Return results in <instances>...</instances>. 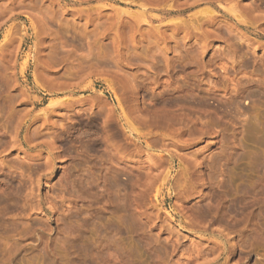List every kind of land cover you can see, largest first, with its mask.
<instances>
[{
	"label": "rangeland",
	"instance_id": "1",
	"mask_svg": "<svg viewBox=\"0 0 264 264\" xmlns=\"http://www.w3.org/2000/svg\"><path fill=\"white\" fill-rule=\"evenodd\" d=\"M0 264H264V0H0Z\"/></svg>",
	"mask_w": 264,
	"mask_h": 264
}]
</instances>
